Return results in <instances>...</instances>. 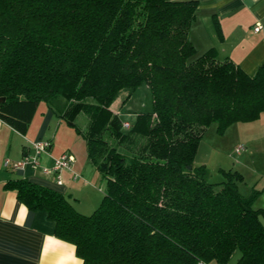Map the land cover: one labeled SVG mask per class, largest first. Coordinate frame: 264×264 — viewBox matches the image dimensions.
<instances>
[{"label": "trees", "instance_id": "1", "mask_svg": "<svg viewBox=\"0 0 264 264\" xmlns=\"http://www.w3.org/2000/svg\"><path fill=\"white\" fill-rule=\"evenodd\" d=\"M197 5L0 0V121L25 134L43 101L83 138L103 192L82 214L26 178L3 186L45 212L82 264H264L261 190L241 194L235 170L210 182L194 162L212 124L222 134L264 113V64L249 76L213 48L197 53L189 39ZM142 84L151 110L124 128L111 103Z\"/></svg>", "mask_w": 264, "mask_h": 264}, {"label": "crops", "instance_id": "2", "mask_svg": "<svg viewBox=\"0 0 264 264\" xmlns=\"http://www.w3.org/2000/svg\"><path fill=\"white\" fill-rule=\"evenodd\" d=\"M256 24L261 25L259 31L253 30ZM189 39L197 53L213 48L220 59H231L252 76L264 64V0H198ZM38 114H34L25 134L0 121V264H82L74 246L54 236V222L45 212L29 211L13 191L3 186L9 179L26 178L59 192L81 213L94 209L100 202L103 182L88 161L81 164L74 161L70 170L62 171L61 184L52 175L41 172V167H52L70 149H54L62 121L52 128V110L46 106ZM228 127L239 136L236 147L244 149L238 154L233 151V164L218 163V170L227 166L228 170L240 173L243 180L238 190L243 195L252 189L261 190L254 205L264 209V113L254 121ZM206 134H211L210 140L217 142L214 129L208 128L203 137ZM35 141L51 142L38 156L37 168L27 166L12 171L5 167L6 160L18 162L26 153H33L31 144ZM217 177L222 179L221 173Z\"/></svg>", "mask_w": 264, "mask_h": 264}, {"label": "rangeland", "instance_id": "3", "mask_svg": "<svg viewBox=\"0 0 264 264\" xmlns=\"http://www.w3.org/2000/svg\"><path fill=\"white\" fill-rule=\"evenodd\" d=\"M60 101H63V99H60ZM54 106L55 108H58V102L55 103ZM151 106V95L146 85L144 84L140 85L134 91H131L129 89L120 90L119 92H117L111 103V109L118 115L122 124L124 122L132 124L136 112L150 111ZM45 107L46 104L43 101H40L35 114L39 115L38 113H40V111ZM59 119L60 118L57 116V114L54 113L52 128L54 129L56 127L57 121H62L59 135H57L58 137L54 141V149L69 147L73 162L77 161L78 164L88 163L89 161L86 157L83 138L81 137V135L77 134L72 127L68 126L62 119ZM75 122L81 130H84L86 128L87 121L83 115H78L75 119ZM209 128L214 129L216 133V136L214 137L218 138V140L217 142L210 140L209 136L211 134H206L205 137H202L197 147L194 162L198 165H201V162H206L207 165L203 166L207 171V179L210 182H217L219 178L217 176L221 173L222 170H218V163H222L224 165H226L227 163L229 165L233 164V151L238 144L237 140L239 136L233 131L230 132V130H228L229 127L226 128V130H224L222 134L216 131L215 124H212ZM220 135H222V138H220ZM224 168L225 171H227L229 167L225 166ZM96 175L99 177L97 172ZM92 210L88 209L82 214H90ZM236 253L233 255V258Z\"/></svg>", "mask_w": 264, "mask_h": 264}, {"label": "built area", "instance_id": "4", "mask_svg": "<svg viewBox=\"0 0 264 264\" xmlns=\"http://www.w3.org/2000/svg\"><path fill=\"white\" fill-rule=\"evenodd\" d=\"M261 29L260 24H256L253 27L254 31H259ZM124 128H129L130 124L124 122L122 124ZM33 153H26L23 158L18 162L5 161V167L9 170H23L25 167H31L33 169L39 166L38 156L42 151H45L48 147V141H35L31 144ZM244 149L243 146H238L235 148L234 152L236 154L240 153ZM73 163L72 155L70 153L64 152L58 159L54 161L52 167H41V172L45 175H52L57 184H61L60 174L65 169H70ZM76 178V175L74 176Z\"/></svg>", "mask_w": 264, "mask_h": 264}, {"label": "water", "instance_id": "5", "mask_svg": "<svg viewBox=\"0 0 264 264\" xmlns=\"http://www.w3.org/2000/svg\"><path fill=\"white\" fill-rule=\"evenodd\" d=\"M4 100H5L4 97H0V103L4 102ZM257 219H258V222L260 223V225L262 227H264V216L258 215Z\"/></svg>", "mask_w": 264, "mask_h": 264}]
</instances>
